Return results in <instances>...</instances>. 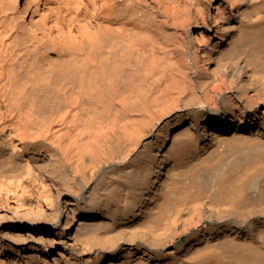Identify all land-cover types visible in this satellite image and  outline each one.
Listing matches in <instances>:
<instances>
[{
  "label": "bare ground",
  "instance_id": "bare-ground-1",
  "mask_svg": "<svg viewBox=\"0 0 264 264\" xmlns=\"http://www.w3.org/2000/svg\"><path fill=\"white\" fill-rule=\"evenodd\" d=\"M4 225L0 264H264V0H0Z\"/></svg>",
  "mask_w": 264,
  "mask_h": 264
},
{
  "label": "rangeland",
  "instance_id": "rangeland-1",
  "mask_svg": "<svg viewBox=\"0 0 264 264\" xmlns=\"http://www.w3.org/2000/svg\"><path fill=\"white\" fill-rule=\"evenodd\" d=\"M219 2V0H218ZM21 227L20 228H12L14 232H23L24 235L26 237H41V233H39L37 225H29V224H19ZM8 227L6 225L3 226V228L0 230V235H5V232L7 231ZM7 235V234H6ZM46 236H50V235H46ZM5 242H16L17 241V237H8V235L6 236V238L4 239ZM51 240H49L50 243ZM18 245V244H16ZM25 247V246H24Z\"/></svg>",
  "mask_w": 264,
  "mask_h": 264
}]
</instances>
